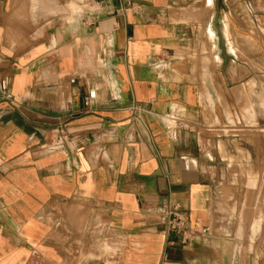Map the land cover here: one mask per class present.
<instances>
[{
    "label": "crops",
    "instance_id": "obj_1",
    "mask_svg": "<svg viewBox=\"0 0 264 264\" xmlns=\"http://www.w3.org/2000/svg\"><path fill=\"white\" fill-rule=\"evenodd\" d=\"M51 2L0 0V264H264V0Z\"/></svg>",
    "mask_w": 264,
    "mask_h": 264
},
{
    "label": "built area",
    "instance_id": "obj_2",
    "mask_svg": "<svg viewBox=\"0 0 264 264\" xmlns=\"http://www.w3.org/2000/svg\"><path fill=\"white\" fill-rule=\"evenodd\" d=\"M0 91L5 99H13V95L10 91V84L6 78L2 79L0 82ZM95 97L96 92L90 91L86 98V104L91 105ZM128 109L135 118H139L145 111L142 106L135 103L131 104ZM60 132H62V130H60ZM176 135L177 130H173V136L176 137ZM156 212L164 225L165 231L179 234L183 245L192 246L197 242H207L210 229L206 226H193L188 212L183 210L179 204L165 201L156 208Z\"/></svg>",
    "mask_w": 264,
    "mask_h": 264
},
{
    "label": "rangeland",
    "instance_id": "obj_3",
    "mask_svg": "<svg viewBox=\"0 0 264 264\" xmlns=\"http://www.w3.org/2000/svg\"><path fill=\"white\" fill-rule=\"evenodd\" d=\"M50 7H54V0H53V2H51V5H50ZM252 112V111H251Z\"/></svg>",
    "mask_w": 264,
    "mask_h": 264
},
{
    "label": "bare ground",
    "instance_id": "obj_4",
    "mask_svg": "<svg viewBox=\"0 0 264 264\" xmlns=\"http://www.w3.org/2000/svg\"><path fill=\"white\" fill-rule=\"evenodd\" d=\"M23 20V19H22Z\"/></svg>",
    "mask_w": 264,
    "mask_h": 264
}]
</instances>
